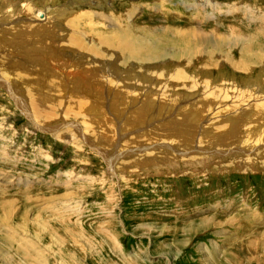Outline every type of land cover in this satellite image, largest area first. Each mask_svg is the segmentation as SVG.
I'll return each instance as SVG.
<instances>
[{"label": "rangeland", "instance_id": "rangeland-1", "mask_svg": "<svg viewBox=\"0 0 264 264\" xmlns=\"http://www.w3.org/2000/svg\"><path fill=\"white\" fill-rule=\"evenodd\" d=\"M0 264H264V0H0Z\"/></svg>", "mask_w": 264, "mask_h": 264}, {"label": "bare ground", "instance_id": "bare-ground-1", "mask_svg": "<svg viewBox=\"0 0 264 264\" xmlns=\"http://www.w3.org/2000/svg\"><path fill=\"white\" fill-rule=\"evenodd\" d=\"M107 17V16H106ZM107 19H108V17H107ZM57 26V25H56ZM127 27V26H126ZM125 27V28H126ZM59 28V27H58ZM127 29H129V28H127ZM79 33V32H78ZM77 32H75L74 30L71 32V31H69L68 32V36H69V38L66 40L69 44H71V45H76V47H80V49L81 48H84V49H88L89 51H88V53L91 55L92 53L93 54H95V57L97 58V57H100L102 54H103V51L101 50V49H99V48H95L94 47V45H89L87 42H85V40H84V38H82L81 37V35H79ZM125 33V32H124ZM127 33V32H126ZM195 33H197L196 34V38L198 37V38H200V39H202V40H204V37H203V33L200 31V30H198V31H195V32H193V35H195ZM130 34H131V32H130ZM189 34H190V32H189ZM192 34V33H191ZM192 35V36H193ZM112 36V35H111ZM125 37H126V35H125ZM122 38V37H121ZM140 38V37H139ZM195 38V39H196ZM106 39H108V38H106ZM115 39V38H114ZM104 40V39H103ZM111 40V39H110ZM109 40V41H110ZM116 41H117V38L115 39ZM141 40H143V38L141 39ZM194 40V39H193ZM105 41V40H104ZM106 41H108V40H106ZM114 41V40H113ZM113 41H112V45H114L113 44ZM147 41V40H146ZM103 43H108V42H103ZM114 43H116L115 45L121 50V55L124 57V59H132V60H135L136 62H137V64H139V66H141V67H143L144 68V65L145 66H147L148 65V62H150V59H148L147 58V55H146V53H145V51H147L148 50V44H146L144 41H140V40H135L134 38H130V36H128L127 35V37L126 38H122L121 40H118L117 42H114ZM150 43V42H149ZM212 44V43H211ZM115 45H114V47H115ZM101 46V45H100ZM215 46V45H214ZM106 47V45L104 46V48ZM107 48V47H106ZM80 49H78V50H80ZM151 49V48H150ZM85 50V51H86ZM185 51V50H184ZM183 51V52H184ZM187 51H188V53L189 54H192V52H194L195 50H193V51H190L189 49H187ZM248 52V51H247ZM211 53V52H210ZM149 54V53H148ZM182 54V53H181ZM180 54V55H181ZM195 54V53H194ZM105 55V54H104ZM183 55V54H182ZM181 55V56H182ZM12 56V55H11ZM152 56V55H151ZM187 55H184V56H182V57H186ZM9 57V56H8ZM84 57V59L87 61V60H89L90 59V57H88V56H83ZM158 56H154V58L156 59ZM189 57V56H188ZM122 58V57H121ZM158 59V58H157ZM187 59V58H186ZM64 61V60H63ZM96 61V59L94 60V62ZM155 61V60H154ZM88 62H91V61H88ZM67 63V62H66ZM93 63V62H92ZM65 65V64H64ZM150 65V64H149ZM4 66V65H3ZM64 67V66H63ZM4 68V67H3ZM7 68V67H6ZM78 69V68H77ZM83 69H84V67H83ZM78 71H80V70H78ZM84 71V74L87 76V74H89V71H90V69H88V70H83ZM4 74H5V72H3ZM8 73V72H7ZM77 73V72H76ZM92 77V76H91ZM58 78V77H57ZM57 80V79H56ZM104 83V82H103ZM56 85H60V82L59 83H56ZM55 88H57V87H55ZM60 88V87H59ZM100 89V88H99ZM62 90V89H61ZM73 100V99H72ZM71 102V101H70ZM35 104H37L36 102H35ZM144 105H146V102L141 106V109H140V111H143V110H145V108L146 107H143ZM194 105H195V103H194ZM200 105H201V101H199L198 103H196V105H195V110L196 111H198V112H201V118H202V116H206V113H207V116H206V118L205 119H208V120H210V119H212V118H210V117H208V110L209 109H211L210 108V105L208 106V105H205L204 107H202L200 110H199V108H200ZM34 108V107H33ZM34 110H36V112L37 113H39L38 115H39V117L41 118V120L42 121H44V119H46V121H47V115L50 113V111L49 110H45V112H44V109H42V108H40V106H38V109L37 108H34ZM191 110L192 109H188V112H191ZM205 111H206V113H205ZM255 111V110H254ZM44 112V113H43ZM198 112H197V115H198ZM257 112V111H256ZM161 113V112H160ZM245 113V112H244ZM212 114V113H211ZM220 114V113H219ZM221 115V114H220ZM204 120V119H203ZM202 120V121H203ZM218 120V119H217ZM220 120V123H219V127L221 126V127H226V125L228 124H226V122H224L225 120H224V118L223 119H219ZM218 120V121H219ZM224 120V121H223ZM176 122V121H175ZM215 123V122H214ZM173 124V123H172ZM186 124V127L187 128H185L184 129V131H186V129L188 130L189 128H188V124L187 123H185ZM192 124V123H191ZM201 125H202V123H201ZM217 125H218V123H217ZM236 125V128L238 129V126H237V124H235V122L233 123V125H232V127H231V131H232V128L234 127ZM177 126V125H176ZM178 127V126H177ZM176 128V127H175ZM174 128V129H175ZM180 128V127H179ZM228 128V127H227ZM227 128H226V130H227ZM181 129V128H180ZM224 129V128H223ZM216 130V129H215ZM225 130V129H224ZM233 132V131H232ZM235 132V131H234ZM216 133V132H215ZM155 134V133H154ZM154 134H151V136H149V135H147V136H145V135H143V138H145V140H148V141H152V139H153V137L155 136ZM160 135H161V133H159ZM158 134V135H159ZM185 134H187V133H185ZM199 140H198V144L199 143H201V136H203V139H205V134H202L200 131H199ZM212 135V134H211ZM214 135V134H213ZM60 136V135H59ZM195 133H194V131L193 132H191V133H189V137L187 138V135H186V141H185V143H187V141H188V146H189V148H185L186 147V145L183 143L182 145H181V147H182V149H191V148H193V147H195V150H201V152L200 153H197V152H194L193 150V154H191L190 156L188 155V159H187V157H183V156H179V158H180V160L178 161V163L181 165H189V167L190 166H195V165H197L198 163H199V161H197L196 159H199V160H204V161H207V160H209V159H211V157H209V156H207L205 153H208V155H210V156H212L211 155V151L212 150H209L208 148H202L201 146H196V144H192V142L195 140ZM156 138V137H155ZM211 138V137H210ZM192 139H194L193 141H192ZM215 139V140H214ZM196 140V141H197ZM232 140H233V142H232ZM252 140V139H251ZM234 141H237V133H234L233 135L231 134V133H229V132H225V131H221L220 132V134L218 135H216L214 138H212V139H207V143H208V145L209 146H221L220 148H223L222 146H225V147H230L232 144H234ZM257 141V140H256ZM256 141H253V143L254 142H256ZM157 145V144H156ZM253 145V144H252ZM171 145H167V146H165V145H163V146H155L154 148H153V146L151 147V148H153L152 149V151H150V152H146V153H144V154H147V153H151L152 155H154L155 154V156H159V155H165L166 157L169 155V153L172 155L173 154V152L172 151H170V149H174V150H177V148H175V147H173V146H171ZM180 147V146H179ZM180 149V148H179ZM188 151V150H187ZM169 152V153H168ZM237 151H234L233 153H236ZM181 154H182V152H180ZM192 153V152H191ZM216 153V152H215ZM143 154V155H144ZM142 155V156H143ZM175 155V154H174ZM175 156H177V155H175ZM174 156V157H175ZM226 156H228V155H226ZM230 156V155H229ZM192 157H193V160H192ZM194 158H196V159H194ZM176 159H177V157H176ZM249 157H247V156H245L244 158H241L240 160L241 161H246V164L248 163V161H249ZM145 160H151V159H145ZM239 161V160H238ZM177 161H175V163H176ZM136 163H140V161H137ZM179 166V165H178ZM12 202V201H11ZM11 206V205H10ZM207 206H208V204H207ZM10 209V208H9ZM19 210V209H18ZM22 214V213H21ZM4 219V218H3ZM208 219H210V218H208ZM232 220V219H231ZM234 220V219H233ZM257 221V220H256ZM5 222H7V221H5ZM202 222V221H201ZM198 223V222H197ZM220 224V223H219ZM189 225V224H188ZM213 225V224H212ZM202 228V227H201ZM197 231V230H196ZM258 241V240H257Z\"/></svg>", "mask_w": 264, "mask_h": 264}]
</instances>
